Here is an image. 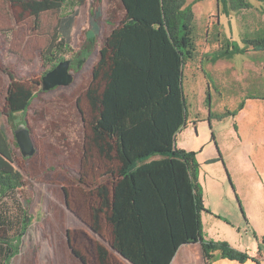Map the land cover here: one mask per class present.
I'll return each mask as SVG.
<instances>
[{"label": "rangeland", "instance_id": "1", "mask_svg": "<svg viewBox=\"0 0 264 264\" xmlns=\"http://www.w3.org/2000/svg\"><path fill=\"white\" fill-rule=\"evenodd\" d=\"M248 1L251 8L231 11L221 0H187L195 14L198 53L185 66L187 122L175 145L196 153L214 241L264 255V53L245 42L264 30V2ZM110 3L86 0L80 6L44 11L37 20L10 0H0V123L24 180L17 192L19 203L9 198L8 211L20 216L25 209L32 219L9 264H171L175 257L155 252L151 229L146 234L140 228L136 239H130L121 228L117 236L109 222L112 206L98 194L102 182L113 180L112 174L103 176L106 168L115 166L93 139L91 123L97 112L85 92L93 79V61L110 32ZM75 9L73 52L64 56L74 62L73 82L44 91L42 77L51 67L41 52L51 43L59 19ZM222 43L241 51L210 61L205 54L211 58ZM85 47L91 51L88 58ZM204 49L208 52L202 53ZM9 72L37 92L25 117L35 145L32 156H24L15 144L18 125L12 127L7 119ZM201 77L213 86L211 107ZM19 232L15 225L7 234Z\"/></svg>", "mask_w": 264, "mask_h": 264}, {"label": "trees", "instance_id": "2", "mask_svg": "<svg viewBox=\"0 0 264 264\" xmlns=\"http://www.w3.org/2000/svg\"><path fill=\"white\" fill-rule=\"evenodd\" d=\"M85 1L10 0L12 5H19L30 11L37 20L44 11L61 10L66 5L80 6ZM121 1L125 7V17L105 39L99 62L94 68L93 82L86 90V95L97 112L92 120L95 142L101 152L109 157L116 152L115 158L119 165L112 173L113 179L121 178L128 183L123 185L128 191L123 189L122 194L128 192L134 197L141 192L137 184V176L142 174L140 165L155 155L167 157L166 160L154 163L156 166L170 169L174 166L188 180L189 200L184 199L180 184L176 181V186L172 188L173 211L167 218L159 220L155 208H151L154 219L151 230L157 254L172 256L181 243L199 240L207 261H211L218 251L221 257L244 262L251 258L247 253L234 249L225 241L207 240L204 237L201 213L207 209L198 183L196 153L178 149L175 145L177 133L187 122L183 70L198 53L193 7L187 0ZM221 2L231 11L253 6L248 0ZM78 14V9L71 10L59 19L51 43L41 52L44 63L50 65L51 69L65 60L66 54L73 52L72 31ZM245 42L264 53V30L257 36L245 38ZM84 51V58H88L91 51L86 47ZM235 51L241 50H231L229 45L222 43L221 50L214 52L211 58L208 54L205 55L215 62L220 58L230 57ZM9 76L5 108L8 122L15 128L20 123L27 122V110L37 92L34 85L18 80L14 73L9 72ZM207 102L211 107L210 91L207 92ZM243 105L244 102L240 108ZM209 113L211 116V110ZM228 114L229 111L220 118ZM15 144L18 145L17 141ZM169 177L172 178L173 174L170 173ZM23 185V175L14 165L7 129L0 123V264H9L16 255L20 239L32 221L25 209L20 216H12L8 211V199H15L19 203L17 192ZM118 187L119 185L116 197L119 194ZM130 203L131 198L113 203V213L109 220L114 224L117 236L121 228L132 233V226L128 221ZM184 203H189L191 215L187 214L188 206ZM15 225L20 230L19 234L9 236L8 230ZM138 225L139 229L149 233L148 224ZM165 235L173 242L168 254L159 250L161 243L166 242L160 239ZM255 262L260 264L257 260Z\"/></svg>", "mask_w": 264, "mask_h": 264}, {"label": "crops", "instance_id": "3", "mask_svg": "<svg viewBox=\"0 0 264 264\" xmlns=\"http://www.w3.org/2000/svg\"><path fill=\"white\" fill-rule=\"evenodd\" d=\"M110 2L111 3L109 6V11H110L111 17L108 18V21H107L110 26V32L105 37V39L112 33L114 28L118 24H120L122 19H124L125 13H126L125 7L121 0H110ZM119 14L121 16L118 19L116 18V16ZM105 39H104V42H105ZM104 42H103V45H104ZM103 45L101 46V48L103 47ZM101 48L99 49V56L95 59L96 61L95 60L93 61L92 76L94 74V68L98 64L99 59H100ZM204 50L205 51H203L202 53L208 52V50L206 49ZM262 67H263V61H262ZM184 70H183V91H184V94H186L185 89H184L185 87ZM200 75L202 76V72ZM92 82H93V79H92ZM200 82H201V86L203 87L204 85L206 86V90H207L206 92L212 91V87H213L212 84H210L208 81L207 83H205L202 77H201ZM91 83L89 84V86L91 85ZM58 87H61V86H58ZM58 87H55V88H58ZM186 96L187 95H185V97ZM89 104L91 108H93L90 101H89ZM206 105L207 106L209 105L207 102V93H206ZM92 131H93V128H92ZM94 138H95V134L93 131V139ZM102 154L104 155L103 157L106 160L108 159L109 161H114L115 167L113 168L108 165V167L106 168L107 169L106 172L103 174V176L111 175L113 171L119 165L118 160L115 158L116 152L111 153L110 157L107 156L105 153H102ZM166 159H167L166 156L155 155L151 157L150 159H148L147 161H145L142 165H140V167H142L141 168L142 174L137 176V184L141 188V192H139V194L135 195L134 197H131L128 192L127 194H122L123 189H125V186L123 185H128V183L121 178L113 179L112 181L106 180L107 182L105 181L102 182V184H100V186L98 187L99 197H102L104 201H108L111 204V206H113V203L117 200L118 202H121V201H124L125 199L131 198L130 213L128 217V221L131 223V226H132V229H131L132 233L131 234L128 233V236L130 239H136L135 234H136V231L139 229V225H138L139 223L148 224L149 230L151 229L152 227L151 223L154 222L153 216L151 214V210H152L151 208H155L157 217L159 218V220L161 218H167V216L172 213L173 203H174V194L172 192V188L173 186H176V181L177 183L180 184L182 195L183 197H185L184 199L189 200L188 199L189 189L187 188L188 180L184 176H182V173L176 170L174 166L173 168L170 169V168L159 167L154 164V163L166 160ZM170 173L173 174L172 178L169 177ZM118 185H119L118 187L119 194H118V197H116V188ZM125 190L128 191V189H125ZM100 192H102V195L100 194ZM184 204L188 206L187 214L191 215L189 211V208H191L189 203H184ZM112 213H113V209L111 207L109 218L112 216ZM201 219H202V224H203L204 237L207 240H214L212 235L209 233L210 226H211L210 224H208V222H210L209 212L205 210L202 211ZM109 222L111 221L109 220ZM160 239H164L166 242L161 243V245L159 246V250L161 251V253L168 254L172 250V245H173L171 238L165 235L163 238H160ZM153 246L154 245L152 243V247ZM241 250L247 253L251 258L247 259L244 262H240L237 260H231L228 258L221 257L219 252L216 251L215 257L211 261H207L204 256V251H203V246L201 244V241L199 240L186 241V242L181 243L175 250V253H174L175 257L173 261L171 262V264H256L255 260L259 261V263H264V255L262 251H257L256 249H253V250L241 249Z\"/></svg>", "mask_w": 264, "mask_h": 264}, {"label": "water", "instance_id": "4", "mask_svg": "<svg viewBox=\"0 0 264 264\" xmlns=\"http://www.w3.org/2000/svg\"><path fill=\"white\" fill-rule=\"evenodd\" d=\"M72 59L60 61L53 69L42 77V90H51L58 86H68L73 82L74 76L71 70ZM80 67V64L78 65ZM16 141L24 156H32L35 145L27 123L18 125L15 130Z\"/></svg>", "mask_w": 264, "mask_h": 264}, {"label": "flooded vegetation", "instance_id": "5", "mask_svg": "<svg viewBox=\"0 0 264 264\" xmlns=\"http://www.w3.org/2000/svg\"><path fill=\"white\" fill-rule=\"evenodd\" d=\"M80 64V63H79ZM78 64V65H79ZM74 69V62H73V60H72V62H71V70H73ZM27 123V122H26Z\"/></svg>", "mask_w": 264, "mask_h": 264}, {"label": "built area", "instance_id": "6", "mask_svg": "<svg viewBox=\"0 0 264 264\" xmlns=\"http://www.w3.org/2000/svg\"><path fill=\"white\" fill-rule=\"evenodd\" d=\"M260 264H264V263H260Z\"/></svg>", "mask_w": 264, "mask_h": 264}]
</instances>
